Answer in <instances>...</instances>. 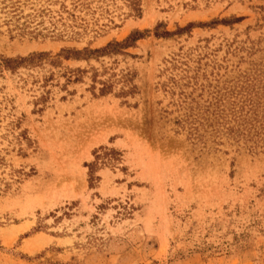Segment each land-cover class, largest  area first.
<instances>
[{
	"label": "rangeland",
	"instance_id": "374dc122",
	"mask_svg": "<svg viewBox=\"0 0 264 264\" xmlns=\"http://www.w3.org/2000/svg\"><path fill=\"white\" fill-rule=\"evenodd\" d=\"M0 264H264V0H0Z\"/></svg>",
	"mask_w": 264,
	"mask_h": 264
},
{
	"label": "trees",
	"instance_id": "16d2710c",
	"mask_svg": "<svg viewBox=\"0 0 264 264\" xmlns=\"http://www.w3.org/2000/svg\"><path fill=\"white\" fill-rule=\"evenodd\" d=\"M135 36H137V35H135ZM129 41H130V39H129ZM132 42L133 41H136L135 39H132L131 40ZM128 44V41H127V43L125 42V44L124 45H122V46H126ZM116 46H118V44H115ZM3 63L2 64H4L5 66V68H7V69H13V68H15V66L14 67H10V64L11 63H14L13 61H8V60H6V61H2ZM18 66V65H17Z\"/></svg>",
	"mask_w": 264,
	"mask_h": 264
}]
</instances>
